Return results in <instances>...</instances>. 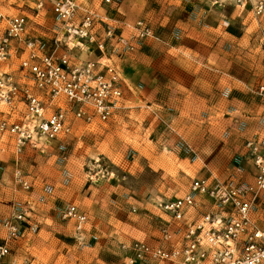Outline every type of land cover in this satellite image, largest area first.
Here are the masks:
<instances>
[{
    "label": "built area",
    "instance_id": "1",
    "mask_svg": "<svg viewBox=\"0 0 264 264\" xmlns=\"http://www.w3.org/2000/svg\"><path fill=\"white\" fill-rule=\"evenodd\" d=\"M49 1L59 23L52 45L32 34L27 15L0 8V131L13 136L17 154L26 147L47 150L73 133L75 121L92 126L113 118L125 90L115 57L132 53L155 37L147 21L113 23L82 0ZM234 1L251 4L256 15L264 14V0ZM213 3L222 4L221 0ZM99 25L106 27L104 37L99 35ZM120 26L130 33L118 32ZM74 41L85 42L88 50H98L101 57L76 58L66 49ZM256 94L264 102V84ZM245 148L257 170L252 183L236 185L214 176L194 178L185 195L158 203L167 216L160 228V243L134 240L122 244L128 252L126 264H264V228L256 218L264 204V134L247 140ZM15 179L24 190L31 189L19 167ZM204 204L206 211L190 222L188 210ZM26 212L23 205L4 222L0 264H14L9 259L11 243L21 236ZM62 217L75 220L78 231L87 221L73 204L64 208Z\"/></svg>",
    "mask_w": 264,
    "mask_h": 264
},
{
    "label": "crops",
    "instance_id": "2",
    "mask_svg": "<svg viewBox=\"0 0 264 264\" xmlns=\"http://www.w3.org/2000/svg\"><path fill=\"white\" fill-rule=\"evenodd\" d=\"M201 1L203 0H171L166 8L167 13L162 14L157 19L158 21L152 24L153 26L150 24L153 27L155 37L146 39L134 52L120 54L115 57V61L124 75L125 90L119 108L116 110L114 117L109 120L122 124L127 116L134 115L136 119L144 116L145 118L149 117V122H152V125L156 123L161 126L156 125L157 129L154 127V135L151 140L150 138H141L137 141L136 148L139 156L133 161L132 168L138 170V167H140L137 160L144 162L145 159H149L154 171L168 172L173 169V166L162 161L156 149L158 147L167 149L168 146H171L175 152V154L173 153L174 163L182 165L185 169V178L188 180L186 193L189 191L192 180L197 177L214 176L226 183L235 182L236 180L238 181L237 185H240V180L245 178H248V180L255 178L257 170L253 160L244 148V141L250 137L264 134V103L258 99L256 93L254 94L250 90V86L246 84L245 79H241V75L235 70V53L243 46H247L248 49L256 47V45L259 46L261 43L264 46V29L251 30V25H246L245 30H238L236 26L224 30L225 17L235 15V20L238 19V8L227 4L228 6L219 10L212 9L213 13L205 12L206 9L201 5ZM230 2L235 4L234 0ZM0 8L6 13L22 14L14 11L8 4V9H5L6 7L3 5H0ZM120 10L119 8L118 11L120 12ZM100 13L113 23L117 20L130 22L121 19L122 15L120 14ZM40 15L41 11L34 17L28 16L31 19L30 29L33 35L47 39L52 45L54 39L58 38L59 23L58 21L53 22V25L57 24L58 27H49L48 30L50 31L46 32L41 28L43 23L38 19ZM206 17H209L210 24L207 26L201 25L204 24ZM262 27L264 28V26ZM105 28L98 30L100 37H104ZM117 31L123 32L125 35L130 33L129 30H123L121 26ZM66 49L81 60L101 57L98 50L95 52L88 50L86 43L82 41H74ZM198 117H203L207 124H202V120L200 122ZM139 122L142 123L141 118ZM103 123L102 121H96L94 125L87 126L83 121H75L71 135L74 133L78 135L77 133L83 128H93ZM217 127L223 131L220 141H226L223 146L212 143L211 140L208 141V145L216 148L212 152V156L203 154V150H200L199 158L194 160L191 152H189L190 154L186 153L185 144L179 141V138L184 141L191 140L187 137L191 135V132H194L193 136L197 134L209 138L208 128L212 130ZM160 130H165V132L160 134ZM226 130L229 131V134L224 137V131ZM128 138H133L130 133ZM60 142L64 143L58 139L52 145L57 147ZM149 142H152V144L150 145ZM37 150L47 152L49 149L46 151ZM227 152L230 153V158L225 163L222 162V156ZM66 159V161L55 160L57 166L53 170L54 179L47 180V183L54 188L51 193L44 192L43 188L37 187V185H41L37 180L34 184V190L31 188L23 191L27 206L37 207L43 213L40 217L42 220L45 217L44 220L48 221L46 218L47 213L52 210H57L60 218L64 219L62 211L70 205L66 204L68 201L73 202V205H76L82 212L84 210L90 212L92 210L90 205H94L92 201L88 203V199H91L88 196L87 201H85L87 203H84L83 197L80 195L82 193L88 194L87 189L92 187V184H89L87 180L82 179L76 173L75 170H80L79 160L74 157H67ZM67 171L70 174L73 172L69 184H65L66 176L64 174ZM251 171L255 173L253 176L250 175ZM29 180L31 182V179ZM36 189L38 190L36 191ZM170 191V188L164 190L165 193H170ZM89 193L92 197L93 194ZM94 193L97 192L94 191ZM43 196L47 199L46 204H41L40 198ZM170 199L174 198L164 200ZM152 200L156 203L160 201ZM207 208L205 204L191 208L188 210L187 215L189 216L190 213L194 212V209L204 213ZM157 211L160 216L167 219V216L161 212L159 207ZM263 215L264 210L259 208L256 212V218L260 226L264 228V219H261ZM194 219L188 218L190 222ZM65 220H71L68 227L71 226L74 229L73 236L89 239L91 234L84 235L85 231H78L75 220ZM157 225V229L152 236H142L144 233L140 234V230H135V233H131V235L121 234L126 240H122L120 243L134 240H145L153 244L160 243L162 224ZM112 230L113 228L109 226L108 231L111 232ZM45 234L43 232L42 237L47 239ZM39 235L41 236V234ZM18 240L11 243L12 249ZM52 240L54 241V239ZM24 245H27V241ZM99 247L95 246L93 252L88 253V255L76 257L74 261L67 260L66 263L114 264L112 263L113 257L110 251L106 248L102 249L101 246ZM36 248L29 249L31 257H35L34 250H37ZM121 251L124 254V259L120 261L126 264L128 252ZM23 258L19 256V258H12L13 261H11L14 264H25L27 260H23ZM35 258H33L35 261H39L37 257Z\"/></svg>",
    "mask_w": 264,
    "mask_h": 264
},
{
    "label": "rangeland",
    "instance_id": "3",
    "mask_svg": "<svg viewBox=\"0 0 264 264\" xmlns=\"http://www.w3.org/2000/svg\"><path fill=\"white\" fill-rule=\"evenodd\" d=\"M170 1L111 0L109 3L106 0H82V3L89 5L98 13L120 14L122 15L121 19L128 20L131 23L144 20L149 25H152L158 21L157 19L162 14H165ZM229 1L232 0H221L222 4H214L213 0H203L201 5L206 9L205 12H212V9L219 10L228 6L227 4L238 8V19L235 20V15L233 17H225L224 30L229 27L235 28V26L238 30H245L246 25H251V30L264 29L262 27L264 26V14L256 15L251 4L239 5L234 1L235 5L234 3H229ZM40 3H43L42 8H39ZM7 4L14 11L21 12L29 17H34L41 11L38 19L42 21L44 28H41L44 31L46 30V32L50 31L48 30L49 27H58L57 24L53 25L57 20L49 0H11L10 2L8 0H0V5L6 7L5 9H8ZM119 8L121 9L120 12L118 11ZM210 22L209 17H206L204 24L201 25L207 26ZM39 33L41 34V32ZM235 70L239 72L241 79H245L246 84L250 86V90L255 94L256 89L264 82V46L262 43L259 46L251 47V49L243 46L242 49L238 50L235 53ZM143 117L136 119V116L131 115L127 116L122 124L108 121L93 128H83L77 133L78 135L74 133L59 139L64 143L60 142L57 147L52 145L47 152L26 147L17 154L13 136L7 132L0 131V240L6 235L4 222L12 213L21 209L23 205L27 210L26 219L21 229V236L19 240L17 239L18 242L11 252L12 258L22 256L24 260L28 256L25 259L27 260L25 264H67V260L74 261L76 257L79 258L93 252L95 246H101L102 249L106 248L112 254V263L124 264V262L120 261L124 259V254L121 251L122 244L128 241L120 243L122 240H126L121 234L131 235V233H135V230H140V234L144 233L142 236H152L154 234L157 224H162L165 217L158 214V203L153 202L152 199L161 201L183 196L187 191L188 180L185 178L183 166L174 163L175 157H173V153L175 154V152L171 146H168L167 149L164 147L156 149L161 160L173 166V169L168 172L154 171L149 159H145L144 162L137 160L140 167H138V170L132 168L133 161L139 156L136 148L137 141L141 138H150L151 140L154 135V127L156 128V125L159 126L156 123L152 125V122H149V117H144V119ZM140 118L142 123L139 122ZM198 120L200 122L202 120V124L207 122L203 117H198ZM209 129L208 135L210 139L207 136H199L197 134L193 136L194 132L187 136L191 138L189 141H184L178 137L180 143L185 144L186 153L191 152L194 160L199 158L198 155L202 150L203 154L212 156V152L216 148L208 145L210 140L212 143L225 145L226 140L220 141L223 131L219 130V127L212 130ZM151 132L153 133L151 134ZM164 132L165 130H160V134ZM129 133L133 138H128ZM228 134V130L224 131V137H227ZM258 137L253 136L246 139L244 148L247 140H253ZM78 138L80 139L78 140ZM149 143L150 145L152 144V142ZM67 157H74L79 160L80 170H75L76 173L82 179L87 180L89 184H92V187L87 189L88 194H80L84 203H87L85 202L88 199L87 196L91 198L88 199V203H91V201L94 203V205H90L92 208L90 212L84 210L87 221L82 231H85L84 235L91 234L89 239L73 236L74 229L71 226L68 227V223L71 220L61 219L57 210L47 213L48 216L46 218L48 221L44 220L45 217L42 220L40 217L43 213L37 207L32 208L31 206L33 205L27 206L24 189L15 179V170L19 167L25 176L31 179L32 190H34V184L37 180L38 183H41L37 187L43 188L44 192L51 193L54 188L47 183V180L54 179L53 170L57 166L55 160L66 161ZM222 157V162L226 163L230 158V153L227 152ZM253 174L255 173H250L252 176ZM64 175L66 176L65 184H69L73 172L70 174L67 171ZM240 181V185H245L252 183L254 178L252 180L245 178ZM237 182L235 180V182L230 183L237 185ZM168 188L171 189L170 193H165L164 190ZM94 191L97 193H94ZM89 192L93 194L92 197L94 198L91 197ZM40 201L41 204L47 203L45 196L41 197ZM66 204L71 205L73 202L68 201ZM134 207L137 208L136 211H134ZM261 210H264V204ZM202 214L203 212L194 209V212L187 216L188 218L196 219ZM261 217L263 220L264 215ZM96 225L97 227H95ZM109 226L113 228L111 232L108 231ZM43 232L46 233L45 238L48 240L42 237ZM26 241L27 245H24ZM32 247H37V250H34V256L39 261H35L36 258L31 257L29 249ZM11 257L9 258L10 260H12Z\"/></svg>",
    "mask_w": 264,
    "mask_h": 264
}]
</instances>
